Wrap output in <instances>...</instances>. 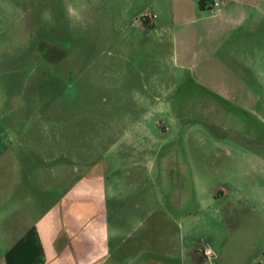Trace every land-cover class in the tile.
Returning a JSON list of instances; mask_svg holds the SVG:
<instances>
[{
    "label": "rangeland",
    "instance_id": "rangeland-1",
    "mask_svg": "<svg viewBox=\"0 0 264 264\" xmlns=\"http://www.w3.org/2000/svg\"><path fill=\"white\" fill-rule=\"evenodd\" d=\"M157 1L0 0V156L30 161L32 173L42 162L53 201L82 179L99 176L106 194L124 193L113 202L117 206L146 204L153 216L162 207L188 208L197 216L189 235L196 264H225L199 252L208 248L219 255L210 246L218 234L205 229L211 195L252 191L253 163L264 159V150L251 146L264 137L251 121L236 118L234 103L224 105L230 117L213 110L174 68L169 45L160 46L155 32L145 36L134 24L142 13L154 12ZM71 6L84 7V23L70 22ZM140 121L147 131L137 132L135 141L146 142L147 151L124 145ZM18 127L47 133L28 145V135L12 138ZM14 166L8 173L23 175L22 166ZM164 217L171 225L172 216ZM173 217L182 225L181 216ZM134 228L142 226L133 222ZM252 241L245 237V247L264 258Z\"/></svg>",
    "mask_w": 264,
    "mask_h": 264
},
{
    "label": "crops",
    "instance_id": "crops-1",
    "mask_svg": "<svg viewBox=\"0 0 264 264\" xmlns=\"http://www.w3.org/2000/svg\"><path fill=\"white\" fill-rule=\"evenodd\" d=\"M214 1L221 4L218 14L212 7ZM157 2L153 26L145 29L134 24L145 36L155 32L160 46L169 45L174 68L185 82L195 84L213 110L230 117L232 112H226L224 105L234 103L239 111L236 118L251 121L254 132L264 137V0ZM146 131L140 121L127 131L124 145L147 151L146 142L135 141L137 132ZM46 133L45 128H12V138L20 141V136L28 135V145L34 144L36 135L44 139ZM255 141L251 149L264 150V139ZM2 154L0 264H196V248L189 235L195 234L197 216L188 208L162 207L153 216L155 210L146 204L117 206L113 202L124 193L110 189L106 194L99 176L82 179L53 201L51 177L42 162L32 173L30 161L15 163ZM256 160L250 193L222 189L211 195L205 229L218 234L219 241L215 237L210 246H217L219 255L210 260L201 255L203 259L225 264L264 262L258 255L253 257L252 247L243 242L245 237L251 238L252 246L264 251V159ZM14 164L22 166L23 175L8 173ZM110 198L113 204H109ZM164 216H172L171 225ZM173 216H181L182 225ZM133 222L142 228L133 229Z\"/></svg>",
    "mask_w": 264,
    "mask_h": 264
},
{
    "label": "built area",
    "instance_id": "built-area-1",
    "mask_svg": "<svg viewBox=\"0 0 264 264\" xmlns=\"http://www.w3.org/2000/svg\"><path fill=\"white\" fill-rule=\"evenodd\" d=\"M212 7L214 10V13L218 14L221 10V4L219 1H214L212 2ZM157 20V14L155 12L152 11H146L144 13H142L138 18H136L135 20V24L138 26H141L145 29L150 28L151 26H153L155 24ZM208 252V255H205V252ZM199 252L207 259H212L215 257L214 252L211 249L205 248V249H199Z\"/></svg>",
    "mask_w": 264,
    "mask_h": 264
},
{
    "label": "clouds",
    "instance_id": "clouds-1",
    "mask_svg": "<svg viewBox=\"0 0 264 264\" xmlns=\"http://www.w3.org/2000/svg\"><path fill=\"white\" fill-rule=\"evenodd\" d=\"M67 14L69 16L70 22L73 25L84 23V7L83 6H71L67 8ZM48 22H51L50 14H45L44 17ZM205 255H208V252H205Z\"/></svg>",
    "mask_w": 264,
    "mask_h": 264
}]
</instances>
